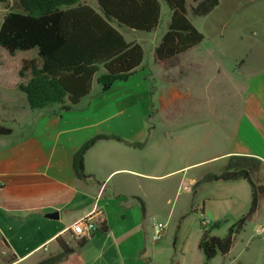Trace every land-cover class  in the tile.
Returning <instances> with one entry per match:
<instances>
[{
	"label": "crops",
	"instance_id": "obj_1",
	"mask_svg": "<svg viewBox=\"0 0 264 264\" xmlns=\"http://www.w3.org/2000/svg\"><path fill=\"white\" fill-rule=\"evenodd\" d=\"M236 4L235 0H219L214 10L224 12L222 6L230 9ZM196 47L167 67L155 62L154 57L150 66L143 59L128 79L117 81L105 92L94 82L91 93L72 108L64 109L56 103L44 109H31L25 93L15 92L21 82L19 74L11 86L15 94L0 92V123L12 129L10 135L0 137V264H36L48 255L57 254L58 237L67 239L68 229L89 214H93L98 229L58 264H146L148 245L154 263L164 251L169 257L172 247L184 259L197 237L196 227L180 222L175 234L172 233V246L163 241L169 233V219L163 220V213L173 204L172 197L181 186L196 199L191 210L201 215L203 226L221 222L212 230L214 235L225 236L249 210L252 186L246 179L197 182L219 173L231 156H249L261 161L262 169L256 176L264 184V64H252L243 71L247 68L244 63L240 69L242 85H235L238 87L235 90L228 91L231 82L220 86L223 89L219 88L215 97L238 102L235 104L238 108L234 122H224L219 128L216 144L209 124L210 86L206 93L182 88L184 83L189 84L190 77L198 82V75L206 66L188 58ZM5 53L17 59V72L24 59L37 54L36 51L17 52L14 56ZM227 76L226 81H230L232 76L229 73ZM177 102H182L189 112L194 108L197 113L200 109L208 111L201 121V141H192L184 147L188 159L179 164V156L173 152H180L179 143L184 139L178 135L180 127L152 123L156 109L163 114ZM191 127H187L186 142L192 139ZM96 135L120 139H101L92 146L84 159L88 177L79 179L73 170V156ZM221 143L223 150L219 149ZM217 145L218 151L211 152ZM200 149L201 158L190 161L189 156L192 158ZM173 156L175 160L171 159ZM163 167L168 169L164 171ZM154 223L164 227L162 240L158 242L152 240ZM248 223L252 235L264 236V196L239 232ZM239 232L230 252L211 261L220 259L224 264L229 259ZM12 256L14 260L6 262ZM235 260L231 259L230 264Z\"/></svg>",
	"mask_w": 264,
	"mask_h": 264
},
{
	"label": "trees",
	"instance_id": "obj_2",
	"mask_svg": "<svg viewBox=\"0 0 264 264\" xmlns=\"http://www.w3.org/2000/svg\"><path fill=\"white\" fill-rule=\"evenodd\" d=\"M100 11L80 0H0L6 12L0 27V47L11 56L17 52L36 51L24 59L19 69V89L25 93L31 109L61 104L64 109L76 106L88 96L94 82L105 92L114 83L128 79L142 64L141 44L127 41L120 32L126 28L151 33L161 16L159 0H96ZM170 10L168 29L154 48L155 62L167 67L181 54L198 46L204 35L192 23L189 14L205 16L219 0H164ZM12 129L0 123V137ZM117 136L96 135L85 142L73 156L77 178L85 179L86 152L101 139ZM261 161L249 156H231L217 174L198 181L246 179L252 186L249 210L237 220L225 236L212 234L221 222L202 225L199 248L208 264L217 255L226 256L238 233L257 211L264 196V184L256 176ZM103 231L107 229L102 227ZM60 251L36 264H58L87 239L58 237ZM9 257L6 262H12Z\"/></svg>",
	"mask_w": 264,
	"mask_h": 264
},
{
	"label": "rangeland",
	"instance_id": "obj_3",
	"mask_svg": "<svg viewBox=\"0 0 264 264\" xmlns=\"http://www.w3.org/2000/svg\"><path fill=\"white\" fill-rule=\"evenodd\" d=\"M80 1H85L87 4L100 11L96 0ZM159 1L161 4V16L156 30L151 33H145L126 28L119 29L127 41H136L142 45L144 60L148 66L152 64L155 45L159 43L162 36L167 31L170 19L168 5L164 0ZM235 1L237 4L230 7V9L222 6L225 9L224 12L214 10L205 16H194L189 14L192 23L204 35V40L198 47L193 49L188 58L194 62H203L206 66L201 69L198 75V82H196V78L190 77L189 79L191 82L189 80L188 85L184 83L182 88L185 89L184 91L206 93L208 86H210L208 91H210L212 95V100L209 113V124L211 130L214 131L212 134V141L214 140L213 142L216 144H218L219 128L223 127L224 122L226 124H232L234 122L235 111L238 108L235 105L238 102L219 100L215 97L220 92L219 88L221 91L223 89L220 86L231 82L232 85H230L228 91L235 90L234 88H238V85H242L243 79L240 69L244 63L247 65V68L244 67L243 71H245V69L248 70L252 64H256L255 66L264 64V0H252V2L247 4H243L244 1L242 0L240 2L239 0ZM191 4L192 0H188L187 6L189 9ZM5 12L6 8L4 4L0 3V27ZM243 60L245 61L243 62ZM16 64L17 59L14 60L9 58L4 49L0 47V92L5 91L9 92V94H15L13 92L15 89H12L11 86L16 82L17 78H19ZM228 73L232 76L230 81H226L227 78H229L227 76ZM234 81L236 83H234ZM225 87L228 88L227 86ZM15 92L21 93V95L23 94L19 89ZM185 103L188 102L186 101ZM199 103H202V101ZM204 103L206 104L207 100H205ZM182 105V102H177L173 108H167L166 113L159 114L158 109H156L152 114L153 124L155 123L158 126L176 125L180 127V134L178 135H181L184 139L182 143H179L180 152L177 154L173 152L174 155L179 156L177 157L179 158L178 164L183 162L184 158L188 159L186 155H184L188 154V150L184 147L187 145L189 146L192 141H201L203 135V122L201 123V121L204 114H208L206 109L204 112L200 109V112L197 113L198 109L194 108L189 112V109ZM225 111H227L226 115H224ZM195 115H199L200 117H195ZM189 126H192L190 128L192 132L190 136L192 139L186 142L187 127ZM218 146L219 145H217L216 150L212 148L210 151H218ZM224 148V145L221 143L219 149L223 150ZM201 153L202 149L192 158L189 156V160L194 161L199 159ZM171 159L175 160L176 157L173 156ZM173 162L171 164H173ZM167 169L168 168L163 167L164 171ZM259 169L262 168L260 167ZM188 174H190V172H186V175ZM195 200L193 195L187 192V188L181 186L179 191L172 197L173 204L168 207L167 212L163 213L165 214L163 220L166 218L169 219V224L167 226L169 233L163 241L164 243L169 242L170 247L173 242L172 235L177 231L180 222L186 224L190 228H197V237H195L186 258L183 259L179 251H176L175 254L172 247V252L169 257L167 256L168 252L164 251L160 254V260L154 263L153 255L151 254V250H149V246L151 245H148L147 253L145 254L146 264H205L204 253L198 248V234L201 232L202 218L200 214H195L191 210V205ZM168 215L170 216L168 217ZM252 233V226L248 223L245 230L239 232L232 254L229 259L224 261V264H230V260L234 258H236V260L233 261L232 264H264V236L252 235ZM219 260L220 259L211 261L208 264H222Z\"/></svg>",
	"mask_w": 264,
	"mask_h": 264
},
{
	"label": "built area",
	"instance_id": "obj_4",
	"mask_svg": "<svg viewBox=\"0 0 264 264\" xmlns=\"http://www.w3.org/2000/svg\"><path fill=\"white\" fill-rule=\"evenodd\" d=\"M93 214L84 216L77 222H75L69 229L70 237L75 240L88 239L91 234L98 229L97 224L93 221ZM153 221L156 219L153 217ZM164 233V227L158 226L154 223L152 240L158 242L162 239Z\"/></svg>",
	"mask_w": 264,
	"mask_h": 264
}]
</instances>
